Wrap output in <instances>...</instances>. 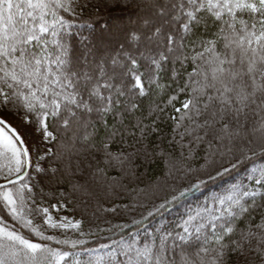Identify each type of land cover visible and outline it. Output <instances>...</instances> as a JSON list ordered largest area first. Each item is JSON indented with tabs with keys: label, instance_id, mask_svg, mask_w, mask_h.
<instances>
[{
	"label": "snow or ice",
	"instance_id": "6c2138e0",
	"mask_svg": "<svg viewBox=\"0 0 264 264\" xmlns=\"http://www.w3.org/2000/svg\"><path fill=\"white\" fill-rule=\"evenodd\" d=\"M0 264H264V0H0Z\"/></svg>",
	"mask_w": 264,
	"mask_h": 264
},
{
	"label": "trees",
	"instance_id": "16d2710c",
	"mask_svg": "<svg viewBox=\"0 0 264 264\" xmlns=\"http://www.w3.org/2000/svg\"><path fill=\"white\" fill-rule=\"evenodd\" d=\"M113 15L115 16H121V15H125L124 13H120L119 11H115L113 12ZM162 170H163V165L162 164H154L148 167L146 174L143 176V179L145 182H148L150 179H152L153 177H158L162 174ZM142 172L144 171V169L141 170ZM213 189L215 190L216 186H212ZM205 192H207V190H205ZM198 196H200V199L204 198L203 194H197Z\"/></svg>",
	"mask_w": 264,
	"mask_h": 264
},
{
	"label": "rangeland",
	"instance_id": "374dc122",
	"mask_svg": "<svg viewBox=\"0 0 264 264\" xmlns=\"http://www.w3.org/2000/svg\"><path fill=\"white\" fill-rule=\"evenodd\" d=\"M124 17H125V19H127V16H126V14L124 15Z\"/></svg>",
	"mask_w": 264,
	"mask_h": 264
}]
</instances>
